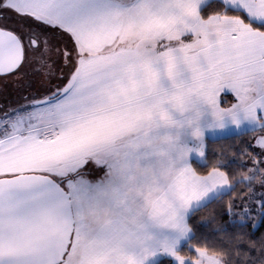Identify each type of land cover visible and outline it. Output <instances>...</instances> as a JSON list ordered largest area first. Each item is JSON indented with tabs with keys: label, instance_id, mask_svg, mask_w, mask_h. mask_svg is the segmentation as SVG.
Here are the masks:
<instances>
[{
	"label": "snow or ice",
	"instance_id": "obj_1",
	"mask_svg": "<svg viewBox=\"0 0 264 264\" xmlns=\"http://www.w3.org/2000/svg\"><path fill=\"white\" fill-rule=\"evenodd\" d=\"M0 96V264H264V0H0Z\"/></svg>",
	"mask_w": 264,
	"mask_h": 264
},
{
	"label": "rangeland",
	"instance_id": "obj_2",
	"mask_svg": "<svg viewBox=\"0 0 264 264\" xmlns=\"http://www.w3.org/2000/svg\"><path fill=\"white\" fill-rule=\"evenodd\" d=\"M7 101H5L3 98H2V96H0V104H2V103H6ZM193 155H195V154H193Z\"/></svg>",
	"mask_w": 264,
	"mask_h": 264
},
{
	"label": "trees",
	"instance_id": "obj_3",
	"mask_svg": "<svg viewBox=\"0 0 264 264\" xmlns=\"http://www.w3.org/2000/svg\"><path fill=\"white\" fill-rule=\"evenodd\" d=\"M167 260V258H161V264H165V261Z\"/></svg>",
	"mask_w": 264,
	"mask_h": 264
},
{
	"label": "crops",
	"instance_id": "obj_4",
	"mask_svg": "<svg viewBox=\"0 0 264 264\" xmlns=\"http://www.w3.org/2000/svg\"><path fill=\"white\" fill-rule=\"evenodd\" d=\"M231 98V97H229ZM233 126L229 125V129H231ZM229 129H226L225 132H227ZM191 142V141H190Z\"/></svg>",
	"mask_w": 264,
	"mask_h": 264
}]
</instances>
